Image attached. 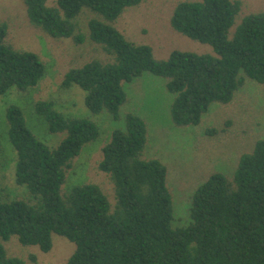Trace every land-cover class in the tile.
<instances>
[{"label": "trees", "instance_id": "16d2710c", "mask_svg": "<svg viewBox=\"0 0 264 264\" xmlns=\"http://www.w3.org/2000/svg\"><path fill=\"white\" fill-rule=\"evenodd\" d=\"M30 22L55 39L86 42L77 18L84 9L115 22L144 0H24ZM238 0H187L172 15L173 29L214 54L174 51L157 60L152 48L136 45L110 24L89 21L90 41L111 57L68 71L62 89L78 86L94 115L107 112L115 122L128 102L124 83L149 72L167 80L175 96L173 124L196 127L214 103L230 104L246 80L264 85V12L242 17ZM0 24V96L13 89L27 92L47 76L38 54L5 43ZM37 113L54 134H67L57 148L39 141L17 106L7 110L8 139L16 155L15 182L28 199L12 198L4 183L7 160L0 146V264H27L10 253L13 237L23 247L53 248V235L66 238L75 252L66 264H264V138L240 157L232 176L212 173L192 194L185 228H173V198L168 169L158 159L145 158L148 125L134 113L125 127L113 131L98 164L113 184L112 204L98 184L64 192L67 176L84 147L97 142L101 130L90 119L66 116L52 101L36 103ZM213 132H216L214 130ZM28 200V201H25ZM37 263L34 255L29 257Z\"/></svg>", "mask_w": 264, "mask_h": 264}, {"label": "rangeland", "instance_id": "374dc122", "mask_svg": "<svg viewBox=\"0 0 264 264\" xmlns=\"http://www.w3.org/2000/svg\"><path fill=\"white\" fill-rule=\"evenodd\" d=\"M187 0H144L137 7L129 8L115 22L84 9L77 18L79 31L86 42L76 45L72 39H55L33 25L27 15L24 0H0V24L6 23L8 35L5 43L19 50L38 54L46 64L47 76L39 85L27 92L11 90L0 96V146L7 160L3 171L7 192L12 198L28 199V191L15 182L16 155L8 139L7 110L19 107L26 125L33 135L48 147L57 148L67 134H54L44 117L36 111L39 101H52L56 109L69 117L90 119L98 124L101 137L97 142L84 147L75 159L74 168L67 176L64 192L84 184H98L112 204L113 184L110 178L99 171L102 149L110 140L113 131L125 127V116L134 113L148 125V143L145 158L158 159L168 169L167 187L173 198V228L188 227L189 206L194 191L215 172L232 176L240 157L253 151L257 141L264 138V85L249 80L228 105L214 103L202 122L196 127L178 128L173 124L171 105L175 99L167 89V80L149 72L124 83L128 102L121 110V120L115 122L104 112L92 114L85 105L86 92L78 86L62 89L61 82L71 69L99 60L111 62V57L90 41L89 21L98 19L120 31L128 41L152 48L157 60H168L176 51L199 55L214 54L211 46L193 41L176 32L171 18L176 6ZM242 10L237 17L231 35L242 17L264 12V0H238ZM56 0H49L54 6ZM216 130V132H213ZM28 201V200H25ZM53 248L44 253L39 247H23L13 237L8 244L11 254L26 260L27 264H66L75 252V245L64 237L53 235ZM36 256L37 263L29 260Z\"/></svg>", "mask_w": 264, "mask_h": 264}]
</instances>
